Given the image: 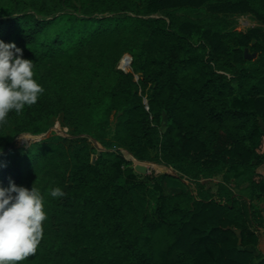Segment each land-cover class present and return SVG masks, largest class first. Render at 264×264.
I'll return each mask as SVG.
<instances>
[{
	"label": "trees",
	"instance_id": "trees-1",
	"mask_svg": "<svg viewBox=\"0 0 264 264\" xmlns=\"http://www.w3.org/2000/svg\"><path fill=\"white\" fill-rule=\"evenodd\" d=\"M180 13L264 25V0H0V40L34 63L44 88L0 125V187L39 189L47 214L20 264H264L249 249L259 242L251 226L264 225V45H252L257 31L217 26L195 41L199 26ZM125 55L129 72L118 68ZM164 116L184 130L180 148ZM56 120L69 137L52 131ZM24 134L41 138L18 147ZM92 142L122 158L124 185L102 182ZM124 151L190 183L169 196L157 188L156 222L145 221Z\"/></svg>",
	"mask_w": 264,
	"mask_h": 264
},
{
	"label": "clouds",
	"instance_id": "clouds-1",
	"mask_svg": "<svg viewBox=\"0 0 264 264\" xmlns=\"http://www.w3.org/2000/svg\"><path fill=\"white\" fill-rule=\"evenodd\" d=\"M44 88L34 79V63L23 58L15 43L0 40V125L11 112L19 114L37 103ZM53 198L63 197L61 188L51 189ZM47 219L44 196L10 182L0 187V264H20L36 253Z\"/></svg>",
	"mask_w": 264,
	"mask_h": 264
},
{
	"label": "rangeland",
	"instance_id": "rangeland-1",
	"mask_svg": "<svg viewBox=\"0 0 264 264\" xmlns=\"http://www.w3.org/2000/svg\"><path fill=\"white\" fill-rule=\"evenodd\" d=\"M164 17L163 15H161ZM178 16L183 20H188L189 22H193L199 26L200 29L195 30L193 37L195 41L201 39L202 35L207 30H213L216 26L225 33H244L247 34L251 31H257V37L253 41L254 43H260L264 45V25L257 21L251 15H235V16H227V17H218L217 19L210 17L206 13L198 14V13H180ZM166 18V17H165ZM259 57L258 53L252 52L251 50L245 51V58L248 60H256ZM125 58L130 59L132 62V57L129 55H125L121 62L118 65L120 70L129 72L131 71V65H125L127 62ZM129 63V61H128ZM138 77V76H137ZM138 79V78H137ZM163 128L168 129V136L175 144L177 148H180L182 145V136L184 130L179 127L176 123L172 122L166 116L163 117L162 121ZM264 128V125H262ZM52 131L56 132L58 135L63 137H69L70 132L69 129L63 126L60 120H56L54 126L52 127ZM45 136V135H44ZM37 138L29 134H24L15 139V143L18 147H25L31 145ZM92 145L95 147L98 152L95 155V161L99 158V156L103 154L100 171H101V180L103 183H117L120 185L125 184V176L118 172L117 164L122 161L116 153H106L105 150L97 143L92 142ZM261 154H264V142L263 146L260 150ZM123 160L130 161L129 166H124L133 168L135 170V166L142 164L147 167V174L141 175L137 173L140 177L138 178V183L142 184V189H139V195L143 197L148 203V210L145 216L146 223L156 222L158 219V207H159V196L160 191L157 188L161 189V192L165 195L169 196L175 193L180 192L181 190H185L189 188L190 183L182 178L176 171L172 168H166L164 166L154 165L152 163H142L136 161L132 158L127 152H123ZM260 175L264 174V165L259 169ZM170 175L173 179H167L164 176ZM216 181L212 182L209 186L213 189ZM256 208L264 210V201L256 202ZM251 229L260 233V230L257 229V225H252ZM264 235V233L259 234V236ZM251 250V247L249 248ZM264 251V250H263ZM258 250L262 256H264V252Z\"/></svg>",
	"mask_w": 264,
	"mask_h": 264
},
{
	"label": "crops",
	"instance_id": "crops-1",
	"mask_svg": "<svg viewBox=\"0 0 264 264\" xmlns=\"http://www.w3.org/2000/svg\"><path fill=\"white\" fill-rule=\"evenodd\" d=\"M263 166V165H262ZM261 166V167H262ZM260 167V168H261ZM259 168V169H260ZM259 169H258V173L259 174H261L260 172H259ZM262 176H264V174L262 175ZM262 215H263V217H264V210H262ZM257 229H259L260 230V233L258 232V230L256 231V234H257V236H258V239H259V242H258V245L256 246V247H253V246H251V251L255 254V255H261L259 252H257L258 250H260V251H263L264 250V235H261V236H259V234H262V233H264V225L263 226H261V227H257ZM264 252V251H263ZM262 256V255H261ZM264 257V256H263Z\"/></svg>",
	"mask_w": 264,
	"mask_h": 264
},
{
	"label": "water",
	"instance_id": "water-1",
	"mask_svg": "<svg viewBox=\"0 0 264 264\" xmlns=\"http://www.w3.org/2000/svg\"><path fill=\"white\" fill-rule=\"evenodd\" d=\"M132 60V59H131ZM125 61L127 62V61H129V63H128V65L130 66L131 65V62H130V59H128V58H125ZM126 65V64H125ZM147 109H148V107H147ZM39 138H41V137H39ZM39 138H37V139H39ZM132 157V156H131ZM95 158L96 157H93L92 158V163L94 164L95 163ZM133 158V157H132ZM152 164H154V163H152ZM154 165H156V164H154ZM135 172H137V173H139V174H141V175H146L147 174V167L145 166V165H142V164H139V165H137V166H135ZM237 237L239 238V244H241V232L240 231H237Z\"/></svg>",
	"mask_w": 264,
	"mask_h": 264
}]
</instances>
